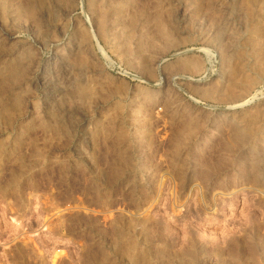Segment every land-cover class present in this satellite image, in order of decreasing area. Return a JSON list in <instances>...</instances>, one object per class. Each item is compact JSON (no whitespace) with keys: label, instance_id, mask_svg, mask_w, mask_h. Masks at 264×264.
I'll return each instance as SVG.
<instances>
[{"label":"rangeland","instance_id":"1","mask_svg":"<svg viewBox=\"0 0 264 264\" xmlns=\"http://www.w3.org/2000/svg\"><path fill=\"white\" fill-rule=\"evenodd\" d=\"M262 262L264 0H0V264Z\"/></svg>","mask_w":264,"mask_h":264},{"label":"bare ground","instance_id":"2","mask_svg":"<svg viewBox=\"0 0 264 264\" xmlns=\"http://www.w3.org/2000/svg\"><path fill=\"white\" fill-rule=\"evenodd\" d=\"M238 241V240H237ZM240 245V244H239ZM234 247V246H233ZM231 250H233V249H231ZM241 249L238 247V249H236V250H234V251H231L230 252V255H231V257L230 258H233V259H235V260H237V261H243V258H244V255H243V253H241V251H240ZM250 251V250H249ZM250 254V253H249ZM247 256V255H246ZM254 256V255H253ZM250 257H252V255L250 256ZM245 259V258H244ZM259 264V263H258ZM261 264H264V262H262Z\"/></svg>","mask_w":264,"mask_h":264}]
</instances>
